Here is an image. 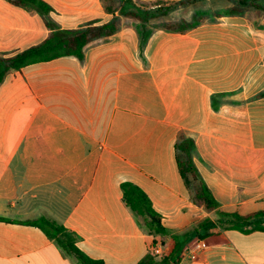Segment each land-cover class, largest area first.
<instances>
[{"label": "crops", "instance_id": "obj_1", "mask_svg": "<svg viewBox=\"0 0 264 264\" xmlns=\"http://www.w3.org/2000/svg\"><path fill=\"white\" fill-rule=\"evenodd\" d=\"M43 1L56 31L113 17L101 0ZM133 2L138 18L124 9L118 32L90 43L84 60L33 64L1 83L0 264H80L32 224L42 218L76 234L92 259L138 264L153 237L124 203L126 182L171 233L156 238L170 264H264V232L225 229L195 204L175 149L181 133L194 140L196 175L218 209L264 212V11L231 15L238 0ZM51 28L0 0V55L41 44ZM205 220L216 225L200 239ZM198 241L206 248L191 259Z\"/></svg>", "mask_w": 264, "mask_h": 264}, {"label": "trees", "instance_id": "obj_2", "mask_svg": "<svg viewBox=\"0 0 264 264\" xmlns=\"http://www.w3.org/2000/svg\"><path fill=\"white\" fill-rule=\"evenodd\" d=\"M16 7H24L36 10L44 19L49 28L51 24L48 20L52 8L43 0H9ZM103 8L107 14L112 15V19L105 24H90L86 27L75 30H51L49 36L41 44L30 47L14 56L6 57L0 55V85L6 75L11 71H21L22 69L38 63H46L63 57H74L79 61L84 60L85 48L96 40H102L113 36L120 27V15L124 9L130 8L129 17L138 18L137 6L133 0H101ZM120 2V4H119ZM119 4V5H118ZM257 9L264 11V4L254 3L247 0H238L231 9L230 14H242L244 9ZM119 14L116 16V14ZM169 30L176 29L175 25L166 26ZM194 140L181 133L177 139L175 149L180 173L186 185L193 189L194 202L203 207L208 212L216 211L221 219V227L232 228L242 233L249 234L255 231L264 232V212L241 216L238 213H227L218 209L212 192L202 184L195 171L193 163ZM123 200L141 221L143 228L153 237V245L150 247L148 255L138 264H170L172 257L157 253L156 238L170 235L162 224L159 216L152 207L149 197L142 189L133 183L126 182L122 186ZM47 237L54 241L56 245L67 255L72 256L80 264H105L103 261L95 260L77 247L78 236L68 231L62 225L46 218L33 222ZM216 224L210 220H205L194 230L200 239H203ZM176 241V252H180L183 245L178 244L182 237H173Z\"/></svg>", "mask_w": 264, "mask_h": 264}, {"label": "built area", "instance_id": "obj_3", "mask_svg": "<svg viewBox=\"0 0 264 264\" xmlns=\"http://www.w3.org/2000/svg\"><path fill=\"white\" fill-rule=\"evenodd\" d=\"M205 248H206L205 242L203 241L196 242L192 247L189 248V251L193 253V255L191 256V259H196L197 251L203 250ZM157 253L160 254V251H158V249H157Z\"/></svg>", "mask_w": 264, "mask_h": 264}, {"label": "rangeland", "instance_id": "obj_4", "mask_svg": "<svg viewBox=\"0 0 264 264\" xmlns=\"http://www.w3.org/2000/svg\"><path fill=\"white\" fill-rule=\"evenodd\" d=\"M119 4H120V2H119ZM119 4H118V5H119Z\"/></svg>", "mask_w": 264, "mask_h": 264}]
</instances>
